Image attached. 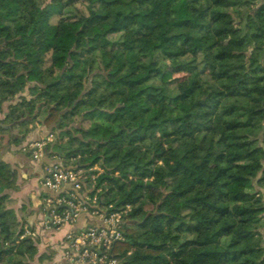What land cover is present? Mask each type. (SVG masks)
<instances>
[{"label":"trees","instance_id":"16d2710c","mask_svg":"<svg viewBox=\"0 0 264 264\" xmlns=\"http://www.w3.org/2000/svg\"><path fill=\"white\" fill-rule=\"evenodd\" d=\"M257 55L264 0H0V102L64 166L102 169L99 205L128 207L119 264H264ZM15 189L0 161V264H35Z\"/></svg>","mask_w":264,"mask_h":264},{"label":"built area","instance_id":"2783aa9c","mask_svg":"<svg viewBox=\"0 0 264 264\" xmlns=\"http://www.w3.org/2000/svg\"><path fill=\"white\" fill-rule=\"evenodd\" d=\"M54 134L27 141L22 150L29 154L32 160L38 162L45 156L51 157L52 162L46 168L41 179V185L52 193L44 199V213L47 219L42 222L44 229H56L63 225H72L81 214L97 219L89 222L81 231H68L64 237L65 248L62 258L66 264H119L112 258V245L123 239L121 224L128 207L114 210L113 205L102 207L98 203L96 180L102 169L95 165L87 170L64 166V161L57 155L51 154L50 146ZM90 184L82 197L79 192L85 184ZM20 239L24 237L37 238V234L26 227Z\"/></svg>","mask_w":264,"mask_h":264},{"label":"crops","instance_id":"0c3cea01","mask_svg":"<svg viewBox=\"0 0 264 264\" xmlns=\"http://www.w3.org/2000/svg\"><path fill=\"white\" fill-rule=\"evenodd\" d=\"M40 120L37 119L33 125L34 120H31L23 131H19L20 137H25L23 143L18 144V141L11 140L10 145L6 147L5 155L0 157V161L11 170L16 179V189L6 191L11 201L9 207L15 211L17 219L23 221V228L26 227L37 234L38 250L50 246L52 254L54 252V260L46 264H66L62 258L66 233L81 231L87 227L89 222L97 223V219L81 214L72 225H63L56 229L42 228V222L47 219L44 213V199L47 196L51 197L52 193L42 187L41 179L52 159L45 156L38 162H32L28 157L29 154L22 150L27 141L37 140L52 133L50 128H46ZM87 188L90 189L88 183L78 193L80 197L88 192Z\"/></svg>","mask_w":264,"mask_h":264},{"label":"rangeland","instance_id":"374dc122","mask_svg":"<svg viewBox=\"0 0 264 264\" xmlns=\"http://www.w3.org/2000/svg\"><path fill=\"white\" fill-rule=\"evenodd\" d=\"M245 11L246 12H250V11H252V8L251 7H248V8H246ZM65 43L66 44H69V41L68 40H65ZM257 57H258V59L261 62L264 63V56L257 55ZM166 77L168 78L169 75L166 74ZM17 95H19V94H17ZM38 101L39 100H37L36 103H38ZM5 102L6 103L3 104V105H4V109H5L6 112L8 111L9 106H10V108H9L10 110L12 108L19 107L18 106L19 100H18L17 96H15L13 98H10L9 97ZM38 119H40V118H38ZM34 122H37V119H35L34 121H32V125L34 124ZM7 138H8V133L5 132V131H0V157H2L3 155H5V153H6V147H8L10 145V143L7 142ZM74 143H75L74 145L78 146V142L77 141H75ZM147 210H149V211L152 210V207L151 206H148L147 207ZM22 231L24 232V229ZM38 251L39 252H38V255L37 256L38 257L39 256H42V255L43 256L41 258H39V259L36 258L35 259V264H46L47 262H52L54 260L53 259L54 252L52 254V249H50V246H47V247L45 246L43 248H40ZM45 258H51V259H50V261H47ZM37 259H38V261H37Z\"/></svg>","mask_w":264,"mask_h":264},{"label":"flooded vegetation","instance_id":"af4514ba","mask_svg":"<svg viewBox=\"0 0 264 264\" xmlns=\"http://www.w3.org/2000/svg\"><path fill=\"white\" fill-rule=\"evenodd\" d=\"M5 103L6 102L0 103V131L8 133L7 142L10 143L12 140L13 142L18 141V144H21L23 143V139L25 137H20L21 133L19 131H23L26 125L23 119H11L8 117L10 113V106L6 112L3 105ZM25 120H28V118L25 117ZM28 157L32 162H35L30 156Z\"/></svg>","mask_w":264,"mask_h":264}]
</instances>
